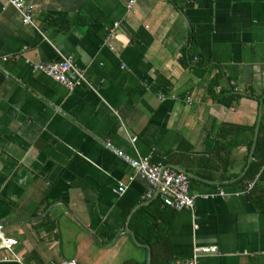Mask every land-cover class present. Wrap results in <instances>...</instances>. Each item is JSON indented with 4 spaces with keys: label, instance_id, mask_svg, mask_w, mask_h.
<instances>
[{
    "label": "crops",
    "instance_id": "1",
    "mask_svg": "<svg viewBox=\"0 0 264 264\" xmlns=\"http://www.w3.org/2000/svg\"><path fill=\"white\" fill-rule=\"evenodd\" d=\"M19 1L41 34L0 0V226L18 242L0 264H150L165 237V264H188L194 247L216 249L197 264H264V177L245 179L264 117V0H139L131 11L127 0ZM191 47L203 64L182 62ZM62 57L91 87L31 72ZM107 143L188 175L193 211L170 223Z\"/></svg>",
    "mask_w": 264,
    "mask_h": 264
},
{
    "label": "built area",
    "instance_id": "2",
    "mask_svg": "<svg viewBox=\"0 0 264 264\" xmlns=\"http://www.w3.org/2000/svg\"><path fill=\"white\" fill-rule=\"evenodd\" d=\"M138 1L139 0H127L126 9L131 11ZM10 3L17 10L22 25L31 27L41 34V31L33 21L32 7L26 6L19 0H10ZM117 27L118 24H114V28L116 29ZM114 34L115 31H112L111 35ZM30 69L32 73H41L47 76L69 92L83 86L91 87L87 82L84 73L76 67L71 57H62L57 62L50 64H31ZM159 98L162 99L161 94L159 95ZM106 148L121 157L130 166L133 172L131 180L139 178L148 184V189L145 195L147 199L158 197L163 206L177 212L182 210L193 211L195 199L190 192L188 175L162 164H151L146 157L137 159L132 158L115 150L109 143L106 144ZM124 190L125 187L119 185L117 193L121 194ZM17 245L18 242L15 239L7 238L3 235L2 227L0 226V248L2 250L11 251ZM215 251V248L194 247L191 260L188 264H197V258L201 254H211L215 253ZM2 261L20 263L16 257H4ZM53 264L76 263L75 261L70 260Z\"/></svg>",
    "mask_w": 264,
    "mask_h": 264
},
{
    "label": "trees",
    "instance_id": "3",
    "mask_svg": "<svg viewBox=\"0 0 264 264\" xmlns=\"http://www.w3.org/2000/svg\"><path fill=\"white\" fill-rule=\"evenodd\" d=\"M64 30H66V29H64ZM193 39H194V35L191 36V40H193ZM195 58H197V62H199L200 64H203L205 62V60H203V59H198L199 57H197V54L195 53L193 47H191L189 52H185L184 55H182V59H183L182 62L184 63V62L190 61L192 59L194 60ZM3 81H4V77L2 74H0V86L3 84ZM152 89L156 93L166 95L168 93V90H169V83H167V81H165V79L163 77L158 76L155 84L152 86ZM254 159H255V162H253L249 166L245 179H247L249 181H256L257 180L256 181V184H257L264 177V117L261 121L260 130L258 133V137H257L255 149H254ZM152 162L154 163V161H152ZM256 176L258 178L255 179ZM189 181H190V185H191L192 180L190 178H189ZM248 196H249L250 201L253 203V206H256L257 204H259L260 200L254 199L253 191H250ZM48 206H49V204L46 206L45 210L48 208ZM256 207H257V209H259L258 206H256ZM165 209H167V212L169 213V216H170L169 221L171 220L170 221V223H171L172 219H173L175 213H177V211H174L168 207H165ZM48 218L49 217L47 215L42 220L43 227L45 228V230L48 233H52V232H54L56 225L54 224V222L49 221ZM149 246H150V250H151L150 264H165L173 258L172 249L170 248L166 237L164 238V243L150 244ZM124 264H146V261L144 260L143 262H136V261L130 259V260H126L124 262Z\"/></svg>",
    "mask_w": 264,
    "mask_h": 264
},
{
    "label": "water",
    "instance_id": "4",
    "mask_svg": "<svg viewBox=\"0 0 264 264\" xmlns=\"http://www.w3.org/2000/svg\"><path fill=\"white\" fill-rule=\"evenodd\" d=\"M150 259V255L148 256V260ZM148 264H149V261H148Z\"/></svg>",
    "mask_w": 264,
    "mask_h": 264
}]
</instances>
